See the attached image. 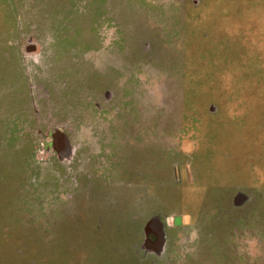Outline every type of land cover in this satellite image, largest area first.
Listing matches in <instances>:
<instances>
[{"label":"rangeland","instance_id":"1","mask_svg":"<svg viewBox=\"0 0 264 264\" xmlns=\"http://www.w3.org/2000/svg\"><path fill=\"white\" fill-rule=\"evenodd\" d=\"M0 264H264V0H0Z\"/></svg>","mask_w":264,"mask_h":264}]
</instances>
